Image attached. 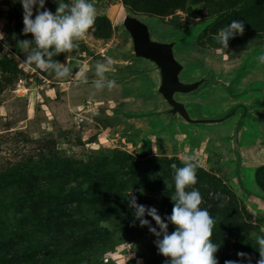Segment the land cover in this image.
<instances>
[{"label":"rangeland","instance_id":"obj_1","mask_svg":"<svg viewBox=\"0 0 264 264\" xmlns=\"http://www.w3.org/2000/svg\"><path fill=\"white\" fill-rule=\"evenodd\" d=\"M233 1L255 11L230 10L226 0H90L95 8L93 25L82 37L73 38V48L57 53L50 47L52 55L43 56L69 69L58 76L54 67L40 69L34 61L27 63L30 55L43 50L31 33L22 31V6L17 0H0V264L8 240L17 237L13 229L2 226L4 219L34 220L62 197L85 201L82 191L88 187L100 205L108 199L132 200L139 186H144L148 224L128 229L120 220H110L103 225L114 239L105 249L81 252L77 247L69 255L54 253L40 264H146L150 259L170 264L172 258L157 246L164 231L147 210H157L168 234L175 231L167 217L175 205L176 169L185 163L194 166L196 183L184 191H198L199 207L213 218L209 241L218 246L214 253L218 264L225 260L256 264L257 237H264V206L244 199L235 185L224 140L230 126L161 133L159 124L143 116L153 98L147 83L135 77L139 64L129 58L131 39L120 26L124 14L130 13L151 21L165 35L190 33L182 52L197 66L187 77L208 69L230 74L243 68L242 84L264 87V64L257 60L264 54V0ZM60 3L70 6L74 0H45L44 8L55 13ZM234 20L243 22V33H235L224 47L216 37ZM98 65L104 66L103 75L97 74ZM111 79L116 81L113 88L108 85ZM95 81L102 86L96 88ZM253 100L259 109L256 129L244 145L252 160L245 182L264 194V93ZM186 155L191 157L187 161ZM135 163L143 164L138 172L130 174L123 167ZM118 185L124 187L120 196ZM70 191L74 196H68ZM16 210L23 213L17 215ZM237 252L248 256L238 257ZM224 256L228 257L223 260ZM15 263L12 258L10 264Z\"/></svg>","mask_w":264,"mask_h":264},{"label":"water","instance_id":"obj_2","mask_svg":"<svg viewBox=\"0 0 264 264\" xmlns=\"http://www.w3.org/2000/svg\"><path fill=\"white\" fill-rule=\"evenodd\" d=\"M120 26L131 39L129 58L139 64L135 77L147 83L153 98L143 116L159 124L161 133L230 126L224 140L235 185L244 199L264 206V194L246 185V169L252 160L244 148L247 136L256 129L259 104L253 96L264 93V87L242 84L243 68L230 74L208 69L200 76L187 77L197 66L182 52L190 33L168 36L151 21L130 13L124 14ZM211 95L220 99H210Z\"/></svg>","mask_w":264,"mask_h":264},{"label":"clouds","instance_id":"obj_3","mask_svg":"<svg viewBox=\"0 0 264 264\" xmlns=\"http://www.w3.org/2000/svg\"><path fill=\"white\" fill-rule=\"evenodd\" d=\"M22 6V22L24 33H31L34 37L38 49L33 55L27 58V63L35 62L40 69L54 67L58 76H64L69 72L67 67L61 69L58 65H54L51 61H46L43 56L52 55L48 49L52 47L55 52L59 53L73 48V38L82 37L95 20V8L90 0H74L72 5L60 3L53 13L44 8L45 0H17ZM68 8L69 11L65 12ZM35 9V15L33 18ZM40 9H44L41 11ZM243 22L233 21L226 29L219 32L216 37L224 47H227L228 40L235 33H243ZM28 42L25 41V44ZM260 64H264V54L257 57ZM97 74L103 75L104 66H97ZM95 87L100 88L102 85L99 81H95ZM116 84L114 79L109 80V88H113ZM191 157L185 156L187 161ZM175 167V165H173ZM196 183L195 168L190 163L177 168L175 174L176 196L173 197L176 203L173 207L172 214L167 219L176 225L175 231L168 234L167 224L162 222L161 217L157 215L155 208H149L148 215L151 216L162 231L163 238L157 241L159 252L164 256L171 257L170 264H218L214 253L218 246L209 241L212 234L213 218L209 215L206 208L199 207L201 205V194L193 190L185 192V186ZM134 201V198H133ZM145 207L143 205L136 206L137 217H143ZM141 225L149 222L145 219L140 220ZM150 231L156 235L155 228ZM259 244L260 259L256 264H264V237H257ZM238 257H247L248 253L237 252ZM224 264H242L241 261L225 260ZM249 264L251 261L249 260Z\"/></svg>","mask_w":264,"mask_h":264},{"label":"trees","instance_id":"obj_4","mask_svg":"<svg viewBox=\"0 0 264 264\" xmlns=\"http://www.w3.org/2000/svg\"><path fill=\"white\" fill-rule=\"evenodd\" d=\"M226 1L230 6L228 7L230 10L237 9L239 12H248V9L250 12L254 10L252 6L251 8H242L233 0ZM135 165H123V167H126L131 174V170L140 171L143 164L135 163ZM96 180L95 177L93 183L97 185ZM115 189L118 196L124 193V187L121 188L118 185ZM134 189L138 193L134 196V201L125 197L120 202L108 199V202L103 205L92 200L94 190L91 187L82 191V198L85 201L78 200L74 196V192L70 191L68 196L73 195L75 200H64V197L57 201L54 200L55 204H51L50 209L47 207L45 210L44 208L41 216L34 220L15 218L11 221L8 218L4 219L2 226L13 229V232L17 234V237L8 240L10 244L9 246L6 245L8 248L4 251V258H2L4 264H10L12 258L16 260L15 264H40L46 260L45 258L54 257V253L65 252L69 255L70 250L77 247H80L81 252L105 249L112 243L114 238L111 229L103 225L104 223L111 224L110 220L117 219L122 222L123 227L134 229L141 225V219H145V214L143 217L135 215L136 206L143 205L145 209L147 208L141 195L144 186ZM59 201L62 204H59ZM174 201L176 203V200ZM1 205L2 203H0ZM16 213L21 215L23 211L18 212L16 210ZM93 214L99 216L90 219L89 215ZM63 239L66 240V243L63 242ZM64 248L70 249L64 250ZM257 252H259V249ZM6 253L9 254L10 260L5 259L7 258ZM222 254V252H217V255ZM226 258L224 256L222 259ZM155 260L150 259L146 264H155Z\"/></svg>","mask_w":264,"mask_h":264}]
</instances>
